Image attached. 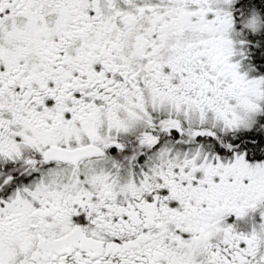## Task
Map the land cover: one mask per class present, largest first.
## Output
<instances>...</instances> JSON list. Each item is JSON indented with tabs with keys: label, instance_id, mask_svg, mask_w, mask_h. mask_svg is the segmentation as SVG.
Segmentation results:
<instances>
[{
	"label": "snow or ice",
	"instance_id": "obj_1",
	"mask_svg": "<svg viewBox=\"0 0 264 264\" xmlns=\"http://www.w3.org/2000/svg\"><path fill=\"white\" fill-rule=\"evenodd\" d=\"M0 264H264V0H0Z\"/></svg>",
	"mask_w": 264,
	"mask_h": 264
}]
</instances>
